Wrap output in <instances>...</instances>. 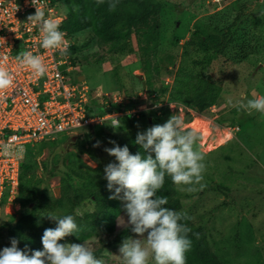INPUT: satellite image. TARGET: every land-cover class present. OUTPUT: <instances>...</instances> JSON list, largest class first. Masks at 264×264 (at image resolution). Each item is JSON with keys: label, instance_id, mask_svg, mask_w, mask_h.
<instances>
[{"label": "rangeland", "instance_id": "1", "mask_svg": "<svg viewBox=\"0 0 264 264\" xmlns=\"http://www.w3.org/2000/svg\"><path fill=\"white\" fill-rule=\"evenodd\" d=\"M160 1L163 5L160 83L167 85L173 82V73L178 67L191 66L192 58L198 56L189 44L192 32L206 28L209 15L225 10L236 0ZM246 1L251 28L264 40V0ZM127 38L126 34H121L114 42L106 43L89 31L68 37L75 46L78 65L72 76H84L93 105L100 107L106 102L114 106L130 101L137 106L147 101L149 108L138 116L122 118L119 129H113L107 122L92 130L79 129L78 136L59 134L53 142L37 143L32 153L40 162L38 174L48 178L50 195L60 196L62 184L74 170L90 172L106 183L104 167L115 160L104 151L114 146L110 141L121 146L127 144L130 151H134L140 148L134 143L138 131L163 124L172 114H180L185 126L199 133L197 143L206 154L202 187L196 185L197 191L191 193L179 190L185 210L192 211L194 222L203 227L215 251L229 264H264V114L234 106L242 97L252 99L264 95V44L258 53L238 62L225 74L222 94L210 109L197 112L172 103L173 109L168 115L161 111L168 102L150 106V97L143 88L145 79L136 37ZM223 128L230 129L233 136ZM97 141L100 145L94 147ZM73 186L76 188L79 184ZM15 198L16 193L8 199L5 196L4 205L0 207V249L7 246L4 224L20 210ZM95 210L92 199L86 197L71 214L82 219ZM52 211L63 216L70 210L55 207ZM132 237L135 238V234ZM65 239L74 243L91 241L96 249L102 246V240L106 243L109 238L95 233L84 241ZM120 246H104L98 259L104 264H120Z\"/></svg>", "mask_w": 264, "mask_h": 264}, {"label": "trees", "instance_id": "2", "mask_svg": "<svg viewBox=\"0 0 264 264\" xmlns=\"http://www.w3.org/2000/svg\"><path fill=\"white\" fill-rule=\"evenodd\" d=\"M54 1H59L67 11V18L61 29L68 37L83 31H89L106 43L114 42L121 34H126L127 40L133 35L136 37L150 106L166 101L197 112L210 109L222 94L225 74L238 62L258 53L264 44L262 36L251 28L248 2L236 0L225 10L209 15L206 28L192 32L189 44L196 49L198 56L192 58L193 66L178 67L173 73V82L166 85L160 83L163 10L160 0H119L114 11L109 10V0L100 5H97L96 0ZM68 53L74 55L75 46L71 44ZM75 60L77 62V56ZM135 106L130 101L114 105L121 109ZM97 111H101L97 104L88 105L89 113ZM161 111L171 114L168 104L161 107ZM153 121L152 117L150 123ZM231 122L233 120L229 124ZM45 142L50 141L39 144ZM34 146L26 150L20 165L15 198L20 203V210L12 214L10 221L3 226L7 228V246H10L11 238H16L21 249L27 245L30 249L42 250L41 238L44 230L55 227L54 222L43 216L54 213L52 210L55 207H67L70 211L65 215L71 214L86 197L92 199L96 210L82 219L76 218L79 231L67 238L84 241L95 233L108 237L106 243L100 240L102 246L94 249L96 257L99 258L104 246L115 247L123 239L134 235L129 228L122 227L118 230V220H127L123 203L119 199H110L112 192L107 189V182H100L90 172L80 173L74 170L69 173L67 181L62 184L60 196H51L48 178L38 174L40 162L32 153ZM138 151L143 154L140 148L131 152L135 154ZM74 183L79 184V187L75 188ZM209 188L212 189V186L209 185ZM157 195L167 197L166 207L183 211L189 217L183 221L191 229V248L186 254V264H229L215 251L214 244L203 227L194 222L192 211L185 210L179 189L173 184L171 177H165L164 185Z\"/></svg>", "mask_w": 264, "mask_h": 264}, {"label": "clouds", "instance_id": "3", "mask_svg": "<svg viewBox=\"0 0 264 264\" xmlns=\"http://www.w3.org/2000/svg\"><path fill=\"white\" fill-rule=\"evenodd\" d=\"M118 2L109 0V10L114 11ZM32 3L36 11L27 17V21L40 29V46L66 55L69 43L60 29L61 22L50 18L37 6L36 0ZM96 3L100 5L105 0H96ZM17 60L37 78L49 70L44 58L31 50L21 51ZM12 84L13 73L0 66V90ZM229 103L233 102L229 100ZM234 106L264 114V95L252 99L242 97ZM109 125L119 129L121 120L115 116ZM198 140L199 133L185 126L184 117L172 114L163 124H154L137 132L134 143L140 146L143 154L141 151L133 154L127 144L121 146L116 141H110L114 146L104 149L115 157L104 167L106 187L112 192L109 198L121 200L127 216V220L122 217L123 222L118 220V224L135 234V238L122 240L118 254L120 264H186V254L191 248V229L183 221L189 217L183 211L166 207L167 197L158 196L157 192L163 187L166 176L171 177L180 191L191 193L197 191L196 185L202 187L206 154L200 150ZM99 145L97 141L94 147ZM0 149L17 159H23L26 154V149L14 142L0 146ZM43 217L54 222L55 227L44 230L42 250L30 249L27 245L21 249L19 241L11 238L10 246L0 249V264H104L96 257L91 241H66L65 238L79 231L76 216L48 213Z\"/></svg>", "mask_w": 264, "mask_h": 264}, {"label": "built area", "instance_id": "4", "mask_svg": "<svg viewBox=\"0 0 264 264\" xmlns=\"http://www.w3.org/2000/svg\"><path fill=\"white\" fill-rule=\"evenodd\" d=\"M36 3L50 18L61 22V29L67 18L63 5L54 0ZM35 11L32 0H0V66L13 73L12 86L0 90V146L14 142L27 150L39 142L54 141L59 134L78 136L79 129L92 130L111 123L115 116L122 121L149 108L147 101L130 109L105 102L101 111L89 113L88 105L93 103L90 88L80 76H72L78 65L76 55L68 53L71 43L67 34L61 29L69 43L66 55L42 48L40 29L27 21ZM25 50L44 58L49 69L44 76L37 78L19 64L17 56ZM172 103H168L170 110ZM22 160L0 149V207L5 196L8 199L17 192Z\"/></svg>", "mask_w": 264, "mask_h": 264}, {"label": "water", "instance_id": "5", "mask_svg": "<svg viewBox=\"0 0 264 264\" xmlns=\"http://www.w3.org/2000/svg\"><path fill=\"white\" fill-rule=\"evenodd\" d=\"M83 78L84 76H80V79H83ZM140 79H142V76L140 77ZM143 88L146 90V82L144 80H143ZM123 97L126 98V92H123Z\"/></svg>", "mask_w": 264, "mask_h": 264}, {"label": "bare ground", "instance_id": "6", "mask_svg": "<svg viewBox=\"0 0 264 264\" xmlns=\"http://www.w3.org/2000/svg\"><path fill=\"white\" fill-rule=\"evenodd\" d=\"M224 130H226L225 132L229 135V136H233V133L231 132V130L230 129H225V128H223ZM226 134V135H227ZM221 136H222V134H221ZM203 145V144H202Z\"/></svg>", "mask_w": 264, "mask_h": 264}]
</instances>
